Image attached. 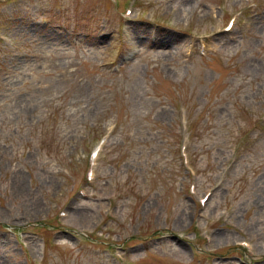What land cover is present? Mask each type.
<instances>
[{"label":"rangeland","instance_id":"1","mask_svg":"<svg viewBox=\"0 0 264 264\" xmlns=\"http://www.w3.org/2000/svg\"><path fill=\"white\" fill-rule=\"evenodd\" d=\"M0 264H264V0H0Z\"/></svg>","mask_w":264,"mask_h":264},{"label":"bare ground","instance_id":"2","mask_svg":"<svg viewBox=\"0 0 264 264\" xmlns=\"http://www.w3.org/2000/svg\"><path fill=\"white\" fill-rule=\"evenodd\" d=\"M180 12L181 11L179 9L178 10L179 15L182 14V12L181 13ZM133 43H134L135 46L138 45V44H140L138 42L136 36L133 38ZM224 238H225V236L224 235H221L219 233L212 234V235H210V243H216L218 240H221V239L223 240Z\"/></svg>","mask_w":264,"mask_h":264}]
</instances>
